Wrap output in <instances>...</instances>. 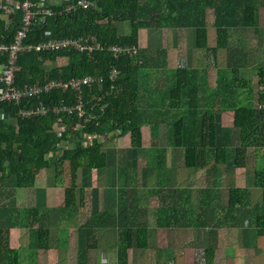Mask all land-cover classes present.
<instances>
[{
	"label": "trees",
	"instance_id": "obj_1",
	"mask_svg": "<svg viewBox=\"0 0 264 264\" xmlns=\"http://www.w3.org/2000/svg\"><path fill=\"white\" fill-rule=\"evenodd\" d=\"M79 1L82 0H62L51 5L45 4L54 14L37 16L23 44L28 46L50 39H77L92 35L103 49L92 54L81 53L75 49L43 53L21 52L17 60L16 86L24 87L50 80L67 83L73 79L96 75L102 77L103 82L101 86L84 85L79 92L72 88L57 89L17 104L0 102V205L13 206L6 204L13 196L6 197L2 191V185L8 183V180H14L15 188L26 190L35 188L37 178L45 174L48 186L61 185L64 189V202L58 208L59 220L63 221L66 217L71 220L76 218L79 229L84 226L91 229L97 228L98 220L95 216L88 218L86 222L80 219L82 209L85 208V189L80 185L81 173L87 175L93 171L107 170L109 158L114 153L111 151L114 142L125 136L130 139L131 151H137L139 154L143 151L142 128L149 125L154 146L152 145L151 154L148 156L152 158L151 165L159 175L157 141L160 138V124L166 122L165 118L160 117L159 110L152 109L153 105L159 106L160 102L145 98L147 87L144 80H141V70L145 67L144 61H140L141 52L136 57L123 54L116 59L109 48L128 45L139 49L141 29L173 27L196 29L197 48L207 49L206 11L212 9L217 31L214 51H217L228 48L231 29H258L260 8L259 0H84L90 4L87 8L76 7L67 11L68 6H76ZM22 3L23 0H0V44L14 41L24 15ZM8 7L17 9L6 22L3 15ZM124 22L130 23L131 27L127 35L119 32L118 24ZM6 61L7 55L0 53V62ZM113 68L120 72L115 82L110 81ZM187 74L185 70L177 73L179 81L171 90V95L187 91V86L180 85V77ZM258 75L262 88L264 68L258 69ZM235 78L242 81L238 76ZM219 85L218 89H221L222 86ZM148 88L152 89L150 86ZM184 101L190 104L195 101V105L198 103L197 99H175V96L170 102L173 109H178ZM80 102L84 105L83 116H80L77 110ZM40 103L52 109L44 116L27 118L21 115L22 111ZM53 107L61 111L56 113ZM235 107L234 127L240 130L242 149L246 154L249 149L262 152L264 160V110L258 109V104L256 107H241L236 104ZM63 108L66 110H62ZM197 111V106L192 107L188 116L174 124L175 138L179 135L184 141L197 140L193 147L183 144L185 167L194 171L204 170L207 174L218 172L223 166L236 168L240 148L228 146L230 130H224L222 146L218 147L216 113L200 115V118H194L195 123H191V117L199 115ZM189 121L190 127H187ZM119 153L125 155L127 150H119ZM123 155L121 162H124ZM125 170L127 171L126 167ZM125 170L118 166L119 175ZM42 179L44 180V177ZM255 180L257 186L264 190V167L256 173ZM128 187L121 189L120 200ZM11 192L10 189L9 193ZM244 192L247 193V190H230V203L224 210L225 215L218 216V225H223L229 217L237 221V207L244 206ZM2 200L5 204H2ZM119 204L120 212L106 211L100 214V219L105 224L111 217L117 218L118 221L115 229L111 226L109 227L112 229L104 228V242L100 239L98 245L100 250L106 251L110 256L115 252L117 264H129L130 251L146 253L156 250V247L150 239L146 224L140 221L143 219L144 209L134 205L136 220L134 224L125 225L122 220L129 217L128 213L124 212L128 205H121V201ZM206 205L207 210L212 207L211 203ZM11 209L9 208L8 224L0 227V264H19V251L11 247L10 239V231L15 227L25 231L28 238L24 247L31 255L60 246L61 242L57 241V237L51 235L48 208L18 209L15 202L14 211ZM155 212L154 218L160 225V210ZM250 215L256 217L255 227L258 235L264 236V201L261 206L252 207ZM93 249H96V246L80 248L77 252L78 264H89L88 256ZM212 253L214 251L211 248L205 249L206 264H214Z\"/></svg>",
	"mask_w": 264,
	"mask_h": 264
},
{
	"label": "crops",
	"instance_id": "obj_2",
	"mask_svg": "<svg viewBox=\"0 0 264 264\" xmlns=\"http://www.w3.org/2000/svg\"><path fill=\"white\" fill-rule=\"evenodd\" d=\"M61 1L44 0V3L51 5ZM258 7L260 8L258 11L259 28L231 29L228 48H221L217 51H214L217 44V31L214 26L215 15L212 9L206 11L207 49L197 48V34L194 28L141 29L140 61L141 63L144 61L147 74L152 80L150 86L152 89L146 88L145 98L159 101L160 105L155 104L152 109L159 110L160 117L166 119V122L163 121L160 124V138L157 141L160 173L158 175L154 171L151 165L152 158L148 156L151 154L152 145L154 146L149 125L142 128L143 151L139 154L137 151H131L128 136L117 139L114 142V148L111 149L114 153L109 158L107 170L93 171L90 179H87L84 172L83 175L81 173L80 185L85 189V208L82 209L80 219L86 222L88 218L95 216L98 220L97 228L89 229L84 226L79 229L77 219L73 218L72 225L62 227L60 233L55 235L57 241L61 242L60 246L35 254L36 264H78V250L88 245L96 246V249L91 250L88 256L89 264H102L101 261L104 262V259H100L104 251L99 249L98 242L100 239L104 242V228L111 226L115 229L118 220L111 217L105 224L100 219V214L106 211L120 212V201L121 205H128L124 212H127L129 217L122 220L125 225L134 224L136 220L134 205L136 208L139 205V208L144 209L143 219L140 221L146 224L150 239L156 247V250L148 251L151 253L150 264H157L162 257L166 258L170 264H206L204 251L207 248L214 251L211 254L214 264H264V236L258 235L255 227L256 217L250 215L252 207L262 205L264 190L257 186L255 178L252 180V185L248 187L245 168H248L249 163L245 162L246 151L243 158L240 130L234 127L235 105H240L244 101L249 106L256 107L262 97L258 69L264 68V0H259ZM13 8H6L5 13L6 10ZM128 25V22L118 24L120 34L130 33L131 27L128 29ZM244 39L247 41L245 45L242 42ZM257 52L262 54L260 58L263 61L258 59V55L256 58ZM156 53L155 58L153 54ZM252 59L254 60L252 69L257 70L254 77L256 90L251 95L246 93L243 89L246 83L243 80L238 81V78H236V89L227 86L224 72L245 68ZM154 68L157 73L155 77L151 75ZM183 70L188 74L180 77V85L181 87L187 86L185 87L187 91L171 95V90L179 81L177 73ZM236 76L240 78L239 75ZM219 84L222 86L221 89H218ZM174 96L175 99L182 97L197 99L198 103L195 105V101H191L193 104L184 101L181 108L173 109L170 101ZM250 102L253 104H249ZM194 106L198 107L199 115L191 117V123H195L194 118L198 119L200 115L216 113V144L218 147L222 146L224 130H230L228 146L240 148L236 168L223 166L218 169V172L207 174L204 170L194 171L185 167L183 144L193 147L197 140L184 141L179 138V135L175 138L174 124L188 116L190 109ZM243 106L246 105H241ZM186 125L190 127V121ZM182 128L181 126L180 129ZM119 150H127V153L123 155L119 153ZM256 153L257 151L249 149V157H255ZM259 153L263 160L262 152ZM122 155L124 162L120 161ZM142 162L145 166L141 170L139 165ZM118 166L123 170L126 167L127 171L119 175ZM144 180L146 185L140 188V181ZM7 182L2 185V191L6 197L13 196L14 203L12 200H7L6 204L14 206L16 202L18 209L48 208L50 228L57 225L60 221L58 208L64 202L63 186H48L45 174L37 178L36 187L32 189L15 188V182L12 179ZM110 183L113 184L112 187H109ZM126 187H128L126 193H123L124 196L120 200L121 189ZM234 188L247 190V193H243L245 200L242 201L246 207H237V221L229 217L225 219V222L223 221V225H218L217 218L225 215L224 210L230 203V190ZM10 189L11 193H9ZM42 197L46 198L47 203H42ZM140 200L145 201L144 205L139 203ZM1 202L5 204V201ZM208 203H211L212 207L207 210L206 204ZM13 206L0 205V227L8 224L9 208L13 209ZM158 209L160 210V225L154 218L155 211ZM27 238L25 231L19 227L12 228L10 231L11 247L19 251V264L21 260L26 262L28 257L33 256L25 250ZM129 253V264L132 263L134 254L137 258L140 255L142 258L145 257L144 260L148 259L145 252L130 251ZM106 254V261L110 264H117L115 252L113 256Z\"/></svg>",
	"mask_w": 264,
	"mask_h": 264
},
{
	"label": "built area",
	"instance_id": "obj_3",
	"mask_svg": "<svg viewBox=\"0 0 264 264\" xmlns=\"http://www.w3.org/2000/svg\"><path fill=\"white\" fill-rule=\"evenodd\" d=\"M89 5L90 4L87 1L82 0L79 1L76 6H68L67 11L74 10L76 7L87 8ZM21 8L24 15L21 21V27L17 31L14 41L12 43L0 44V53L7 55V61L0 62V67L3 69V71L0 72V102H10L17 104L23 100L39 97L42 94L51 93L57 89L67 90L68 88H72L79 92L80 88L84 85L97 84L101 86L103 78L99 75H96L80 79H73L67 83L50 80L45 83L38 82L35 85L17 87V60L21 52L43 53L64 49H75L81 53L92 54L95 51L103 49V47L98 43L97 39L92 35L77 39H51L37 44L25 46L23 42L26 40L29 29L32 26L35 18H37L39 15L45 17L52 16L54 13L51 11V9L46 7L44 0H41L40 2H34L33 0H23ZM15 9L13 8L11 10H6V13L3 15V19L6 20V22H8L9 17L14 14ZM109 50L116 59H118L123 54L136 57L139 53V49L136 46L128 45L111 46ZM119 74L120 72L116 68H113L110 73V81L115 82ZM51 109L52 107L40 103L39 105L34 106L27 111H22L21 115L27 118L32 116H44ZM258 109L264 110V85L262 87V98L258 103ZM53 110L56 113L61 111L57 107H53ZM62 110H66V108H63ZM77 110L80 116L85 115L84 105L81 102L79 103ZM68 111L70 112V109Z\"/></svg>",
	"mask_w": 264,
	"mask_h": 264
},
{
	"label": "rangeland",
	"instance_id": "obj_4",
	"mask_svg": "<svg viewBox=\"0 0 264 264\" xmlns=\"http://www.w3.org/2000/svg\"><path fill=\"white\" fill-rule=\"evenodd\" d=\"M128 24H129L128 25V29H129L130 28V23H128ZM242 42H243L244 45L247 43L246 39L242 40ZM257 55L259 57L258 59L260 61H263V59L260 58V57H262V54L259 53V52H257L255 54L256 58H257ZM156 56H157V53L155 55L153 54V57L156 58ZM252 61H254V60L252 59L247 64V66L245 68H239V70L236 73H235L236 70H232L231 72L228 71L226 73L224 72V78H225V80L231 84V85L230 84L228 85L227 82H226V85L229 86V87H231V88H233V89H236L237 87H235V85H236V81H235V79H236L235 77L236 76L235 75L238 74L240 76V78L246 83V85L244 86V88L243 87L242 88L244 90H246V93H249L251 95L254 92V90H256V87H257V86H255V79H254L257 70L256 69H252V66H253V62ZM2 71H3V69L0 67V72H2ZM155 71H156V69L154 68L153 71H152V73H151V75H154V77L157 76V73ZM141 73L143 75V78L141 80H144V85L146 87L151 86L152 85L151 84L152 80H151V78H149V76H146L147 68L146 67L143 68L141 70ZM141 83H142V81H141ZM258 88H259V91L261 92L260 86H258ZM249 104H253V102H250ZM241 105H246L247 106L248 103L242 101L239 106H241ZM244 151H243V158H244ZM248 153H249V150L247 151L246 159H245V162L248 161V163H249L248 164V168L247 167L245 168V170H246L245 173L247 174L248 187H250L252 185V180L255 178L256 173L258 171H260V170L263 169V167H264V160H262L261 155H260L259 152L256 153V156L255 157H249V154ZM144 166H145V163L144 162L140 163V165H139V167H140L141 170L144 168ZM90 174L91 173H87V175H86L87 179H90ZM84 184H85V182H84ZM139 185H140V188L145 187L146 181L145 180L142 181V182L140 181V184ZM112 186H113V184L110 183L109 187H112ZM136 200H137V198H136ZM137 202H138V200H137ZM144 202H145L144 200H140L139 201V203L141 205H144ZM42 203L43 204L44 203H47L45 197H42ZM138 207H139V205H138ZM69 225H72V221H71L70 217H66V219H64L63 221L57 222V225L55 227L51 228L52 229L51 235H57L58 233H60L62 227L63 228L69 227ZM55 240H56V238H55ZM94 244H95V242H94ZM113 246L114 245H112L111 247L113 248ZM136 252H138V251H136ZM141 252H144V251H141ZM149 252H151V251H149ZM149 252H146L147 255H148V259H147L148 262L146 260L144 261V258L145 257L142 258V256L138 255V258H137V257H135V254H134V256H132V264H150V254L151 253H149ZM105 254H106V251H104V254L101 253V259L100 260H103L104 259V262L101 261V263L102 264H110L108 261H106L107 260V258H106L107 257V254L106 255ZM140 258H142V259H140ZM167 261H166V258L163 259V257H162L159 260V264L167 263ZM36 263H37V257H36V255H33L31 257H28V259H27L26 262L25 261L22 262V260L20 261V264H36Z\"/></svg>",
	"mask_w": 264,
	"mask_h": 264
}]
</instances>
